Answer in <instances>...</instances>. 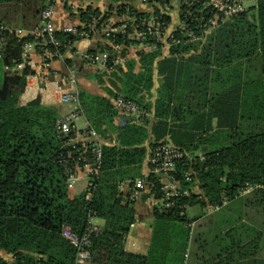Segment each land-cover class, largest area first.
Masks as SVG:
<instances>
[{"label": "trees", "instance_id": "1", "mask_svg": "<svg viewBox=\"0 0 264 264\" xmlns=\"http://www.w3.org/2000/svg\"><path fill=\"white\" fill-rule=\"evenodd\" d=\"M11 1L30 5L28 9L40 19L46 3L0 0V4ZM127 1L119 11L135 17L139 24L145 12ZM154 1L159 14L168 0ZM254 1L202 42L173 45L163 58L160 49L139 50L138 59L117 65L110 59L105 71L96 74L100 84L106 83L104 76L112 79L115 91L107 89L115 98L123 95L154 112L158 119L151 128L148 116L114 124L116 116H123L114 108L115 98L112 103L105 96L81 90L83 115L104 139L99 171L90 176L95 185L91 200L86 198V190L73 197L69 193L67 169L75 166L80 152L92 159L93 143L73 144V131L67 135L58 132L61 104H22L27 71L11 93L0 96V249L12 255L13 264H74L76 250L62 229L69 226L83 234L91 211L106 218L101 232L92 237L93 264H173L175 256L179 261L188 244L186 210L177 207L162 212L155 207L149 254L128 252L124 239L136 211L134 202L123 201L118 190L120 181L143 176L149 150L166 142L163 139L168 134L173 139L168 142L185 151L200 149L205 155V160L193 166L194 180L184 181L188 186L199 184V192L180 197L179 204L222 205L239 197L248 184L261 186L254 191L264 194V0ZM92 16L100 23L110 22L99 8L88 6L80 12L82 22ZM165 19L171 21L169 15ZM58 36L66 43L80 39L63 31ZM102 38L106 42L101 50L109 52L113 42L130 43L122 34ZM66 63L72 65L74 60L68 58ZM155 73L160 83L153 101ZM2 85L0 72V88ZM176 122L186 130L176 129ZM152 190L160 193L159 184ZM254 262L264 264V259ZM0 264L8 262L0 257ZM218 264L238 263L228 260Z\"/></svg>", "mask_w": 264, "mask_h": 264}, {"label": "crops", "instance_id": "2", "mask_svg": "<svg viewBox=\"0 0 264 264\" xmlns=\"http://www.w3.org/2000/svg\"><path fill=\"white\" fill-rule=\"evenodd\" d=\"M124 1L126 0H67L65 3L60 2L56 5L54 24L58 29H63L67 25H78L79 22H81V10H85L88 6L99 8L101 12L106 13L111 23L120 22L122 20L125 21L129 18L128 13L119 11L120 5ZM127 2L133 5L137 10L143 12L149 11L152 7H154L155 10L156 5V2L153 4L149 1L143 3L141 0H129ZM29 7L30 5L28 4L23 2L18 3L16 1L0 4V25L10 30L9 34H5L4 41L0 45V72H2L4 81V76L6 74L15 75L16 73H22V76L24 71H27L26 87L25 91L20 96V102L26 104L33 99H37L43 104L60 105L58 102L60 92L66 87L70 69L73 68L75 70V77L80 93L81 90L84 89L92 94L105 96L113 103L115 96L109 94L107 89L108 87L115 91V88L111 84H100L98 80L97 83H91L88 79L90 76H94V78L97 79L96 74L102 73L106 68L102 66H90L80 55V53L86 51L101 50L106 41L100 36L84 37L74 41L70 46L64 48L60 56L49 60V65L46 67L43 65L45 61L41 51L34 49L31 51L28 61H25V66L23 68H18V64L22 63L24 60L23 44L26 38L30 37L31 31L40 20V15H35L32 10L28 9ZM163 7H165L166 12H168L167 14L171 18L169 22L171 26L176 27L179 25V0L177 7L172 5L170 0H168L166 6L164 5ZM18 41L22 42L21 46L23 48L21 46L17 47ZM7 46H9V49H14L16 54L20 49L22 55L16 58L13 54V50L12 52L4 54L3 51ZM135 49L136 48H129L127 50V60L130 58L137 59L138 51L143 50L141 47L140 49L137 48L138 50L136 49L137 51L133 55L131 51ZM170 49L171 48L161 50V55L159 57L163 58L168 56L170 54ZM68 58L74 60L72 65H67L66 59ZM91 71H96L97 73L89 74ZM155 76H158L157 73H155L154 79ZM159 83L160 79L158 80L157 87ZM61 87L63 88L61 89ZM153 97L151 99L154 101ZM60 107L62 112L70 110V106L65 104L60 105ZM114 108L116 109V107ZM188 115L189 114L185 116L187 120H190L191 116ZM148 118L150 119L149 126L151 128L158 118L154 115V112H149ZM80 120H82L80 122L81 124L79 123ZM80 120L76 122L77 132L73 142L102 145L104 139H102L97 132L94 137L88 138L85 136V132L92 128L86 116L83 115L80 117ZM176 123L178 125L176 129L181 131L186 130V127L180 126L178 122ZM114 124L122 125L121 117L116 116L114 118ZM112 136L115 137V134ZM163 140L172 141L173 139L171 135L168 134ZM191 153L197 154L202 153V151L197 149L191 151ZM91 164L92 160L87 157L83 160L82 164L76 167L75 174L77 181L74 187L69 190L71 197L80 194L86 189ZM148 171L149 166L146 157L142 165L143 176H145ZM260 187L261 186H257L255 188ZM255 188L248 193L240 195L245 196L246 200L241 201L237 209H230V211H227L225 214L214 215V213H216V211L219 212L222 207L215 209L209 206L202 207L197 204L187 208L185 214L188 221L184 223V226L189 229L188 244L185 252L182 254V258L180 254V259L177 261L175 256L173 264H218L228 260L238 264H255L254 261L264 259V210L252 207L248 202L249 195H252V193L253 196L260 194L253 192ZM118 190L123 201L130 200L128 196L124 195L125 193L123 191L119 188ZM133 202L136 218L128 234L125 236L124 247L128 252L146 256L150 252L152 233L156 220L155 207H158V202L156 196H152L149 193ZM228 202L229 201L224 205H227ZM194 208L196 209L193 210ZM94 221L103 228L106 223V218L96 215ZM0 257L6 259L7 262L12 259V255L2 249H0ZM170 264H172L171 261Z\"/></svg>", "mask_w": 264, "mask_h": 264}, {"label": "built area", "instance_id": "3", "mask_svg": "<svg viewBox=\"0 0 264 264\" xmlns=\"http://www.w3.org/2000/svg\"><path fill=\"white\" fill-rule=\"evenodd\" d=\"M67 0H46L41 12L40 22L31 31L32 40H26L23 44L24 60L18 64V68L25 66L30 53L34 49H40L44 57V66L49 65V60L62 54V48L70 46L72 43L64 42L58 32L73 33L80 38L100 36L111 37L117 34L127 35L130 40L128 46L122 43L113 42L112 50L86 51L80 53L83 60L90 66L107 67L108 61L111 59L113 65L124 63L127 60V50L129 48H142L143 50H163L169 49L173 45L183 43H199L206 39L207 35L216 27L222 25L232 17L244 12L248 6L246 2L250 0H179L180 5V22L176 27L171 26L165 19L168 15L165 7L158 14L154 7L145 12L139 24L135 17H129L120 24L111 22H99V18L92 16L87 21H81L78 25H67L63 29H58L54 24L56 5L65 3ZM149 0H141L147 2ZM152 4L156 1H149ZM157 4V2H156ZM166 6V4H165ZM131 27L132 31L129 32ZM6 28L0 25V45L4 41ZM10 31V30H9ZM66 87H61L59 95V104L70 106V110L63 112L57 121V130L62 134H69L72 131L76 134V122L83 116V108L81 106L80 91L75 77V70L70 69ZM116 108L123 112L121 123L125 124L129 117L141 119L148 116L144 108L136 101L119 95L114 100ZM86 137L96 136V131L90 128L85 132ZM75 137V135H74ZM71 143L77 144L73 142ZM85 146V144H82ZM85 152V151H84ZM84 152H80V157L74 167L67 169L69 178V188L74 187L77 177L75 174L76 167L80 159L84 160ZM102 149L100 144H93V157L91 170L88 174V182L86 185V198L91 200L95 185L90 180V176L98 173L101 165ZM205 160L203 153H191L185 151L172 142H160L151 148L147 155V163L149 171L145 176L137 178H128L118 183V188L123 191L132 201L142 198L143 195L151 193L156 196L158 208L162 212H170L177 207L187 210L188 204H179L178 199L188 196L191 193L199 192V184L186 185L191 183L196 175L193 167L197 162ZM182 175L183 179L179 176ZM151 176L152 181L150 182ZM159 184L160 193H154L153 188ZM255 186L248 184L242 190L241 195L252 191ZM227 200L222 205L226 204ZM222 205H216L213 208L218 209ZM95 211H91L87 226L83 234H77L71 230L69 226H64L62 235L71 243L76 250V258L74 264H93L92 262V237L101 232L102 227L95 223ZM14 260L8 261L13 264Z\"/></svg>", "mask_w": 264, "mask_h": 264}, {"label": "rangeland", "instance_id": "4", "mask_svg": "<svg viewBox=\"0 0 264 264\" xmlns=\"http://www.w3.org/2000/svg\"><path fill=\"white\" fill-rule=\"evenodd\" d=\"M170 2H171V4L172 5H174L175 7H177V5H178V0H170ZM246 6H250V5H253L254 4V1H247L246 3ZM174 17H175V15H174ZM137 49V48H136ZM132 50L131 51V53L134 55V53L138 50V49H140V48H138L137 50ZM158 50V49H157ZM153 51V50H152ZM138 59V58H137ZM96 71H91V72H89V74H94ZM97 73V72H96ZM89 81L91 82V83H93V82H96L97 83V79H95L94 78V76H90L89 78ZM104 79H105V81H106V83H109V84H111V78L109 77V76H105L104 77ZM155 80H156V86H155V88L152 90V92L154 93V97H153V99L155 100V96H156V87H157V85H158V80H159V77L158 76H155ZM80 120V119H79ZM82 120H80L79 121V123L81 122ZM81 124V123H80ZM253 192H255V191H253ZM262 193H260V194H258V195H254L253 196V193H252V195H249V199H248V202L250 203V205L252 206V207H257V208H260L261 210H264V194H262ZM246 200V197L245 196H239V197H237V198H235L234 200H231V201H229L228 202V204L227 205H222L221 207V210L219 211V212H217L216 211V213H214V215L215 216H217V215H220V214H225V213H227V211H230V209H237L238 208V204L241 202V201H245ZM196 208H194L193 210H195ZM264 217V216H263Z\"/></svg>", "mask_w": 264, "mask_h": 264}, {"label": "water", "instance_id": "5", "mask_svg": "<svg viewBox=\"0 0 264 264\" xmlns=\"http://www.w3.org/2000/svg\"><path fill=\"white\" fill-rule=\"evenodd\" d=\"M7 34H9V30H7ZM21 45H22V42L18 41L17 47H19ZM12 50H13V54L16 56V58H19L22 55L20 49L18 50V52L16 54V51L14 49H9V46H7V48L3 51V53L4 54L9 53V52H12ZM5 58H6V56H5ZM21 74L22 73H16L15 75L6 74L4 76L3 85L0 88V96L5 97L4 94L6 92L11 93L12 89L15 87V84L19 82ZM39 103L40 102L37 99H33V100L27 102V104H30V105L39 104Z\"/></svg>", "mask_w": 264, "mask_h": 264}]
</instances>
